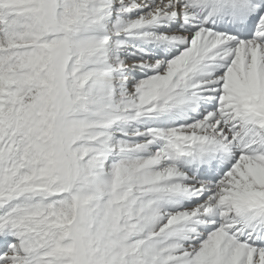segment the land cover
Segmentation results:
<instances>
[{
  "label": "snow or ice",
  "instance_id": "1",
  "mask_svg": "<svg viewBox=\"0 0 264 264\" xmlns=\"http://www.w3.org/2000/svg\"><path fill=\"white\" fill-rule=\"evenodd\" d=\"M0 264H264V0H0Z\"/></svg>",
  "mask_w": 264,
  "mask_h": 264
}]
</instances>
